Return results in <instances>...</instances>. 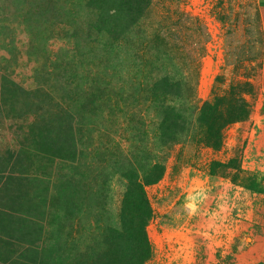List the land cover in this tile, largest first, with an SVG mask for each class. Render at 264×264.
Segmentation results:
<instances>
[{
	"label": "rangeland",
	"instance_id": "obj_1",
	"mask_svg": "<svg viewBox=\"0 0 264 264\" xmlns=\"http://www.w3.org/2000/svg\"><path fill=\"white\" fill-rule=\"evenodd\" d=\"M12 1L0 0V74L28 91L32 103L26 115L2 112L0 152L16 149L49 109L75 115L83 154L75 167L55 165L53 193L62 177L88 178L84 207L65 224L79 264L101 242L100 226L118 217L124 185L116 178L109 199L103 187L120 153L136 160L134 151L146 145L155 155L159 117L147 92L167 79L187 85L171 107L194 112L187 137L160 153L166 158L163 179L146 188L154 216L146 229L152 256L145 264H234L264 244L256 0H144L135 25L124 30L114 21L107 26L115 29L110 36L98 31H105L96 18L103 10H90L88 0ZM127 12L114 16L126 20L132 9ZM113 13L105 14V22ZM214 97L245 101L253 113L223 130L219 149L199 142L197 123L203 103ZM220 164L230 165L226 175ZM234 176H240L237 183ZM248 177L257 179L259 191L249 190L255 181Z\"/></svg>",
	"mask_w": 264,
	"mask_h": 264
},
{
	"label": "trees",
	"instance_id": "obj_2",
	"mask_svg": "<svg viewBox=\"0 0 264 264\" xmlns=\"http://www.w3.org/2000/svg\"><path fill=\"white\" fill-rule=\"evenodd\" d=\"M17 1L13 0L11 4ZM109 1H115L116 6L110 7L108 0L87 1L90 10H103L97 14V27L102 28L105 24V31H98L105 32L106 36L115 31L107 27L114 21L122 22L123 29L129 30L145 11L144 0ZM134 1L140 2L132 8ZM131 9L126 20L114 16H121ZM110 12L114 13L105 22V14ZM186 87L183 82L167 79L154 82L147 92L155 102L153 110L159 117L155 132L157 150L152 155L148 146L141 145L134 151L136 160L120 153L111 168L115 172L109 173L103 187L107 192L105 198L109 199L113 181L116 178L122 181L124 192L118 217L115 223L112 217L113 224L97 225H102L99 229L103 230V237L92 246L84 264H145L150 260L152 244L146 229L154 214L146 188L158 184L165 175L166 158L160 153L186 138L191 129L194 111L185 106L171 107ZM189 97L184 100L190 102ZM225 101L214 97L203 103L199 110V142L213 149L221 147L222 132L228 125L242 122L250 115L245 101L233 98L231 103ZM31 103L28 91L0 74V117L3 111L29 114ZM51 110L41 114L19 138L16 149L0 152V233L5 234V238H0V264H79L82 261L69 249L65 224L83 209L84 185L89 182L88 178L79 173L62 177L55 187V194L53 185L55 165L75 167L83 151L75 130V115L67 110ZM219 166L226 175L230 165ZM241 171L239 167L240 175ZM238 179L240 176H234L232 181L237 183ZM252 179L257 180L249 178V181ZM254 183L249 190L259 191L256 181Z\"/></svg>",
	"mask_w": 264,
	"mask_h": 264
},
{
	"label": "crops",
	"instance_id": "obj_3",
	"mask_svg": "<svg viewBox=\"0 0 264 264\" xmlns=\"http://www.w3.org/2000/svg\"><path fill=\"white\" fill-rule=\"evenodd\" d=\"M257 9L259 12V30L260 43L257 47L258 56L255 63L259 66V74L256 76L259 94L256 95V102L264 109V0H256ZM256 49V48H255ZM252 110V109H251ZM263 111H261L262 113ZM264 114V113H263ZM253 113L250 116L252 118ZM250 118V117H249ZM234 264H264V244L259 241L256 246L248 251L237 256Z\"/></svg>",
	"mask_w": 264,
	"mask_h": 264
}]
</instances>
